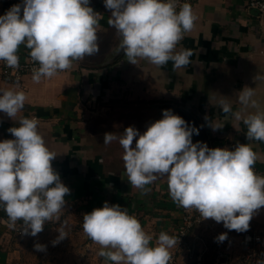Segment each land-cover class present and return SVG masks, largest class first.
Instances as JSON below:
<instances>
[{
	"label": "clouds",
	"instance_id": "1",
	"mask_svg": "<svg viewBox=\"0 0 264 264\" xmlns=\"http://www.w3.org/2000/svg\"><path fill=\"white\" fill-rule=\"evenodd\" d=\"M110 10L108 25L120 37L119 49L127 61L137 59L162 67L172 62L173 70L187 67L193 50L177 45L184 33L190 32L197 17L192 6L180 0H103ZM100 13L90 0H21L0 15V61L8 68H19L20 45L29 49V57L39 67L32 69V80L52 78L60 71L99 53ZM253 79L264 76L257 73ZM17 81L13 88L0 89V112L13 120L25 106L26 93ZM255 88L245 85L239 91L242 106L220 100L218 106L246 126V139L264 142V111L254 99ZM257 111L243 115L249 108ZM208 126L217 131L206 115ZM17 127L7 131L14 139L0 141V208L8 217V226L15 229L21 222L22 235L37 236L46 222L66 206L70 189L61 181L52 166L56 154L47 146L35 117H21ZM203 127V125L201 126ZM200 129L190 125L171 109L162 110V118L141 133L135 126L124 129L119 136L105 132V145L117 141L123 149L122 160L132 187L147 194V185L167 179L171 199L185 210H196L202 220L212 219L237 233L247 232L250 221L264 208V176L254 170L257 155L250 143L236 142L234 149L209 148L201 141L193 143V134ZM135 140V146L133 142ZM67 221L56 229L53 246L67 235ZM85 235L100 245L98 255L112 264H170L171 249L180 240L161 231L155 238L148 234L127 208L107 201L100 208L83 214ZM228 239L224 232L214 237L221 244ZM47 246L34 244L38 252ZM264 264V262H262Z\"/></svg>",
	"mask_w": 264,
	"mask_h": 264
},
{
	"label": "crops",
	"instance_id": "2",
	"mask_svg": "<svg viewBox=\"0 0 264 264\" xmlns=\"http://www.w3.org/2000/svg\"><path fill=\"white\" fill-rule=\"evenodd\" d=\"M244 5V0H198L192 4L197 19L193 29L184 33L177 51L191 49L194 55L189 66L173 70L171 61L162 67L140 58L136 65L129 63L119 49L120 37L108 25L110 10L104 7L103 0H90V6L102 17L97 29L99 53L74 61L70 69L50 79L42 77L39 83L32 76H25L19 83V90L27 96L25 106L13 120L0 112V141L14 139L7 129L17 127L16 121L21 117H35L47 146L57 155L52 166L70 189L65 207L74 206L83 217L84 213L102 207L105 201L119 204L153 236V245L161 231L174 236L183 208L171 199L166 177L147 185L150 191L141 194L130 185L124 164L113 163L123 162L122 147L115 156L108 153L107 147L113 150L115 144L119 145L118 140L106 145L104 152L94 144H87L81 135L82 116L96 115V108L118 110L131 103L135 115L127 122H119L115 129L124 131L135 126L143 133L150 123L162 118V110L171 109L200 129L199 135L193 134V143L201 141L209 148L230 150L236 142L250 143L257 155L254 166L264 170V142H249L243 122L235 120L231 113L224 114L218 106L223 99L232 105L233 111L239 110L242 107L238 102L239 91L247 85L255 88L254 99L259 110L264 111V79H253L257 73L264 76V18L256 19ZM4 13L0 0V15ZM29 51L22 44L17 54L22 57ZM14 85L0 78V89ZM255 111L249 107L243 115ZM69 114L81 122L71 120ZM206 115L211 122L224 127L213 131L204 119ZM6 216L0 208V264H26V250L7 225ZM77 220L80 223L68 224L65 229L68 234L72 227H79L74 235V248L60 245L59 252L52 255L59 259L51 264H66V257L73 259L67 264H112L98 255L101 246L85 235L83 219ZM224 232L228 233V239L221 244L214 242V237ZM244 234L264 238V208L250 221L247 232L229 231L222 222L207 219L189 231L186 242L195 247L202 244L203 264H214L218 258L235 264L245 251ZM77 241L81 244L78 247ZM185 254L180 252L179 264H192Z\"/></svg>",
	"mask_w": 264,
	"mask_h": 264
},
{
	"label": "rangeland",
	"instance_id": "3",
	"mask_svg": "<svg viewBox=\"0 0 264 264\" xmlns=\"http://www.w3.org/2000/svg\"><path fill=\"white\" fill-rule=\"evenodd\" d=\"M29 55V54H27ZM126 108L118 110L110 109L108 111L102 110L100 108H96L97 114L89 117V115L85 114L82 116V122H83V127H82V132L81 135L85 136V140L87 144H94L98 149L105 151V144H100V141L103 143V135L105 132H115L117 136L120 135V133L123 132L121 129H115L118 126V123L121 122H127L128 120L132 119V116L135 115V113L132 111L134 110L131 103L126 104ZM97 107V106H96ZM91 110V109H90ZM93 110L95 111V104ZM138 115V114H137ZM69 118L71 120H75L76 122H81L79 121V118L73 119V114H69ZM134 118V117H133ZM103 148H102V147ZM121 149L120 145H114V149L112 150V147L109 146L107 147L108 153L111 156L115 152L120 151ZM123 151V149H122ZM121 151V152H122ZM117 165L121 164L123 162H114ZM119 166H115L114 169H118ZM60 216V221H57L56 218L54 217L51 221L46 222L44 225V230L39 233L37 236L33 237L31 235H19L17 236L20 239V244L24 246L26 250V256L28 255L27 258H25V263L26 264H51L52 262L57 261L59 258L57 256H52L55 254V252H59L58 249L61 247L60 245H63V247L73 249L74 248V241L75 240V234L76 231L79 232V227H72L70 231H68V237H66L64 240H68L67 243H63L61 241L58 243L56 246H53L51 244V241L55 239L58 236V232L56 229L59 227L60 222L62 221H67V224H77L80 223L78 222V218H82L79 215V210H77L74 206H67L65 207L59 214ZM73 228L75 230H73ZM81 230V229H80ZM78 242V241H77ZM35 243H40L44 244L47 246L46 251L44 252H38L34 249V244ZM78 245L76 247H78ZM66 264L73 260L72 257L68 258L66 257Z\"/></svg>",
	"mask_w": 264,
	"mask_h": 264
},
{
	"label": "built area",
	"instance_id": "4",
	"mask_svg": "<svg viewBox=\"0 0 264 264\" xmlns=\"http://www.w3.org/2000/svg\"><path fill=\"white\" fill-rule=\"evenodd\" d=\"M198 0H180V3L187 2L190 5L195 4ZM21 0H2L3 10L6 12L12 5L20 3ZM244 7L246 11L253 12L256 19L261 20L264 18V0H244ZM19 68H8L3 61H0V78L4 82L15 84L17 81L22 82L25 76H32V69L39 67L31 61L29 55L19 56ZM254 170L258 175L264 176V170H261L254 166ZM7 225L9 224L8 217ZM202 217L196 210L182 209V214L178 225L176 226L175 237L180 240L173 253L170 264H179L180 252H186L185 256L192 264H203L204 250L202 244L198 246H190L186 242V237L189 231L200 224ZM21 222H17L15 229H12V233L15 236L22 235L19 230ZM243 242L245 244V251L243 256L239 258L235 264H260L264 261V238L256 235L244 234ZM221 257V256H219ZM214 264H228L221 262L218 258Z\"/></svg>",
	"mask_w": 264,
	"mask_h": 264
}]
</instances>
